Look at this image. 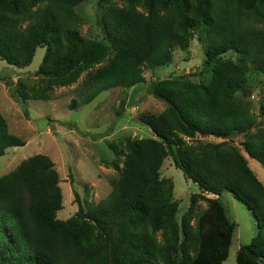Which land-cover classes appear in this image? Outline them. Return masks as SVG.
Here are the masks:
<instances>
[{
    "label": "trees",
    "instance_id": "obj_1",
    "mask_svg": "<svg viewBox=\"0 0 264 264\" xmlns=\"http://www.w3.org/2000/svg\"><path fill=\"white\" fill-rule=\"evenodd\" d=\"M85 1L0 0V61L24 68L45 49L38 84H17L21 105L50 101L56 88L84 74L72 110L104 91L135 88L147 82L146 70L168 66L177 49L189 53L195 38L205 56L199 80L150 82V94L166 103L162 113L140 116L152 137L111 143V193L94 203L74 192L78 211L68 220L57 217L63 193L49 156L29 157L0 177V264H223L237 227L223 193L257 222L258 234L239 248L236 263L264 264V184L249 165L264 170V98L262 124L236 100L264 76V0H99L101 39L81 32L77 8ZM7 125L0 112V157L26 144ZM169 157L200 189L181 219L174 182L161 175ZM200 201L207 204L201 212Z\"/></svg>",
    "mask_w": 264,
    "mask_h": 264
},
{
    "label": "rangeland",
    "instance_id": "obj_2",
    "mask_svg": "<svg viewBox=\"0 0 264 264\" xmlns=\"http://www.w3.org/2000/svg\"><path fill=\"white\" fill-rule=\"evenodd\" d=\"M99 0H86L77 8L84 22L83 35L102 38L98 20L101 15ZM44 48H38L33 63L18 68L0 61V112L7 120L12 134L21 138L24 147L10 148L0 157V177L11 173L22 161L34 155L49 156L60 175L63 193V209L57 214L59 220H68L78 211L74 192L81 201L88 199L99 203L112 191L111 181L117 172L107 165L114 158L110 144L123 137L151 138V129L140 119L142 114H160L166 103L156 99L149 91L151 81L169 77H186L198 81L196 76L204 61V49L199 39L192 42L189 53L177 49L172 62L161 69L146 70V83L132 89H112L102 92L92 103L78 109H70L72 100L79 101L83 91L85 74L75 85L56 88L50 101L30 100L20 104L15 98L17 84L22 81L37 85L41 77L37 74L42 64ZM227 57L236 59L235 53ZM236 100L249 107L250 114L262 124L259 118V101L264 98V76L253 78L247 92H240ZM189 141V139H187ZM206 141L219 142L214 138ZM173 159L164 160L162 177L171 179L175 185V199L180 203L178 218L190 206L192 194L200 193L197 184L186 179ZM251 161L250 167L264 184L262 167ZM264 172V171H263ZM212 198V195H206ZM228 217L236 223V231L230 255L223 264H237L236 256L241 246L249 245L257 234V222L252 213L230 193L220 197ZM207 207L200 201L199 212Z\"/></svg>",
    "mask_w": 264,
    "mask_h": 264
},
{
    "label": "crops",
    "instance_id": "obj_3",
    "mask_svg": "<svg viewBox=\"0 0 264 264\" xmlns=\"http://www.w3.org/2000/svg\"><path fill=\"white\" fill-rule=\"evenodd\" d=\"M250 163H251V162H249V165H250ZM259 167H260V166H259ZM261 169H262V168H261ZM263 171H264V170H263ZM263 171H262L261 173H262V176L264 177V172H263ZM251 240H252V239H251Z\"/></svg>",
    "mask_w": 264,
    "mask_h": 264
}]
</instances>
